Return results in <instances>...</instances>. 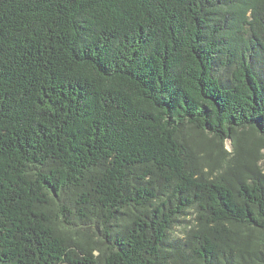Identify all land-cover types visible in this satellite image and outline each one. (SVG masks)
Listing matches in <instances>:
<instances>
[{
    "label": "trees",
    "instance_id": "trees-1",
    "mask_svg": "<svg viewBox=\"0 0 264 264\" xmlns=\"http://www.w3.org/2000/svg\"><path fill=\"white\" fill-rule=\"evenodd\" d=\"M0 264H264V0H0Z\"/></svg>",
    "mask_w": 264,
    "mask_h": 264
},
{
    "label": "rangeland",
    "instance_id": "rangeland-1",
    "mask_svg": "<svg viewBox=\"0 0 264 264\" xmlns=\"http://www.w3.org/2000/svg\"><path fill=\"white\" fill-rule=\"evenodd\" d=\"M228 148L230 149V144H227Z\"/></svg>",
    "mask_w": 264,
    "mask_h": 264
}]
</instances>
